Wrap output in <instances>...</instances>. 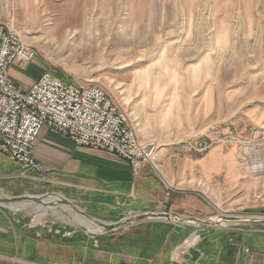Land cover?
Here are the masks:
<instances>
[{
  "label": "rangeland",
  "instance_id": "rangeland-1",
  "mask_svg": "<svg viewBox=\"0 0 264 264\" xmlns=\"http://www.w3.org/2000/svg\"><path fill=\"white\" fill-rule=\"evenodd\" d=\"M30 2L0 0V26L18 34L33 52L31 63L41 62L40 78L104 84L129 115L124 125L143 145L146 164L103 143L70 140L75 145L118 155L138 177L145 166L163 176L158 153L166 145L205 153L234 144L248 175H264V125L244 137L231 125L248 107L264 105V0H40L33 22L25 18ZM45 126L31 140L33 155ZM0 153L13 166L0 161V207L12 226H21L30 241L67 242L75 264H118L122 247L131 255L125 252L131 234H138L139 250L148 248L149 264H264V200L257 196L204 217L181 214L170 209L169 181L164 207L144 209L126 190L80 184L40 160L38 169L15 149ZM50 195L59 196L56 211L45 202ZM21 203L27 206L12 207ZM39 205L50 210L40 218ZM77 211L97 230L71 221Z\"/></svg>",
  "mask_w": 264,
  "mask_h": 264
},
{
  "label": "crops",
  "instance_id": "crops-1",
  "mask_svg": "<svg viewBox=\"0 0 264 264\" xmlns=\"http://www.w3.org/2000/svg\"><path fill=\"white\" fill-rule=\"evenodd\" d=\"M30 1L31 7L27 9L25 18L33 22L40 0ZM63 13L66 14L61 12L58 16H63ZM41 67L43 65L38 60L23 68L12 65L9 75L18 84L30 87L43 74ZM261 124L264 125V105L248 107L231 121L234 132L240 137L249 135L255 126ZM48 128H43L34 148L35 157L46 168L55 169L80 184L126 190L127 197L144 209L164 207L169 181L174 186L168 199L170 209L181 214L204 217L215 213L220 205L251 204V199L256 196L264 200V175L259 178L248 175L239 164L234 144L218 145L205 153L192 151L186 145H166L158 153L164 177L149 166H145L136 177L129 162L118 155L77 146ZM217 134L211 132L210 137ZM0 157V161L7 164L4 168H9L10 161L1 153ZM12 225L11 218L0 207V264H75L74 248L68 247L67 242L61 244L56 239L30 241L21 226L16 228ZM138 239V234L130 235L128 241L133 246L129 243L125 252H131V255L127 257L122 247L118 264L121 261L125 264H149L148 248L139 250ZM32 244L34 248L30 247ZM85 262L83 259L79 264H87Z\"/></svg>",
  "mask_w": 264,
  "mask_h": 264
},
{
  "label": "built area",
  "instance_id": "built-area-1",
  "mask_svg": "<svg viewBox=\"0 0 264 264\" xmlns=\"http://www.w3.org/2000/svg\"><path fill=\"white\" fill-rule=\"evenodd\" d=\"M12 28V27H11ZM0 26V148L4 151L15 149L16 156L24 162L30 161V165L40 168L32 155L31 140L35 138L40 129L48 125L56 130L66 128L73 129L76 135L71 138L79 144L103 143L109 148H117L127 156L135 160L145 161L144 148L137 140L134 133L126 128L124 121L126 113L119 110L111 101L112 106L106 101L103 88L95 83H87L74 87L62 84L60 80L45 73L30 89L23 90L8 79V69L14 62L25 63L32 58L33 52L26 49L24 43L18 38V34L10 32L6 34ZM16 33V32H15ZM28 91V92H27ZM44 95L40 103L35 106V115L44 116L43 120L35 125L27 120L29 109L25 108V101L31 94ZM42 92V93H41ZM30 93V94H29ZM55 103L51 105L52 101ZM10 101H12L10 103ZM49 109H45L44 107ZM22 112L16 114V112ZM25 118L21 117V114ZM110 114L109 120L106 116ZM117 115L113 120L111 116ZM36 118V116H32ZM90 126L88 124L89 120ZM15 121L17 125H15ZM97 123V124H95ZM100 124V127L98 126ZM97 126V127H96ZM129 127V126H128ZM13 137V139L8 138ZM119 137L120 140L117 138ZM22 139L25 144H21ZM117 141L119 147L112 142ZM15 146V147H14ZM155 149L152 144L150 154ZM23 151L22 153H19Z\"/></svg>",
  "mask_w": 264,
  "mask_h": 264
},
{
  "label": "bare ground",
  "instance_id": "bare-ground-1",
  "mask_svg": "<svg viewBox=\"0 0 264 264\" xmlns=\"http://www.w3.org/2000/svg\"><path fill=\"white\" fill-rule=\"evenodd\" d=\"M67 35V34H66ZM64 42L65 43H67L68 42V40H70V38L67 36V38L65 37L64 39ZM69 45H68V49H72L73 47L71 46V42L70 43H68ZM64 45V44H63ZM34 59L33 58H31V59H29L28 61H26L25 63L26 64H30L32 61H33ZM25 63H22V62H14V63H12L11 65H10V67L12 66V65H17V66H19V67H25ZM8 76V79L14 84V86H19L20 84H18L16 81H14V79H12L11 77H10V75L8 74L7 75ZM40 78V77H39ZM39 78L36 80L37 82H38V80H39ZM58 79V78H57ZM58 80H60V79H58ZM61 81V83L62 84H66L67 82H65V81H63V80H60ZM87 83H92L91 81H85L84 80V82H82V83H80V84H71L72 86H74V87H77V86H80V85H83V84H87ZM64 84V85H65ZM22 85V84H21ZM97 85H99V86H101L102 88H103V90H101V91H103L106 95H105V98H106V101L112 106V104H111V101L116 105H118V109L119 110H121V111H123L124 109L121 107V105L114 99V97L111 95V92L108 90V88L104 85V84H98L97 83ZM31 87L32 86H30V87H27V89H28V91H30V89H31ZM27 91V92H28ZM36 92V95H33V94H31L30 96H29V98H27L25 101H23V105H24V107L25 108H27V109H29V112H28V114H30V115H32V116H36V118H33L32 116H28V119L27 120H29L31 123H32V125H35L36 123H39V122H41L42 120H43V118H44V116H37V115H35V112H36V110L34 109L35 108V106L37 105V104H39L40 103V100L44 97V95H39V92L38 91H35ZM42 93V92H41ZM30 94V93H29ZM52 101V100H51ZM12 101H10V103H11ZM55 102L54 101H52V103H51V105L52 104H54ZM116 105V106H117ZM0 108H1V106H0ZM45 109H49L48 107H44V110ZM20 113H22V112H20V111H18V112H16V114H20ZM127 113V112H126ZM127 116L129 117V115L127 114ZM21 117H23V118H25V115H24V113L23 114H21ZM112 117V119L113 120H116V119H118V116L117 115H113V116H111ZM106 118H107V120H109V118H110V114L109 115H107L106 116ZM90 122H92V119L91 120H89V122H88V124H89V126H90ZM95 124H97V123H95ZM100 124L101 123H98V126L100 127ZM15 125H17V123H16V121H15ZM46 126H48V125H46ZM48 127H50V126H48ZM97 127V126H96ZM126 128H129V130L131 131V132H135L133 129H132V127L130 126V127H126ZM58 130V133H60V134H62L63 136H65V137H67L68 139H70V140H72L73 141V139L71 138L73 135H76V132L73 130V129H66V128H62V129H59V128H57ZM119 140H120V138L119 137H117ZM114 145H116V146H118L119 147V144H118V142L117 141H114V142H112ZM33 149H31V151H32ZM33 153V152H32ZM33 155V154H32ZM33 158H34V160L36 161V162H38L39 163V160L33 155ZM141 161H142V163H144V164H146V162L141 158ZM40 164V163H39ZM61 197V196H60ZM59 200V196L58 195H50V196H48L47 198H45V202H47V203H51V204H53V205H51V209H52V211H56V207H55V204L57 203V202H59L58 201ZM27 206V203H21V204H13L12 205V207H14V208H25ZM42 205H39V207H37L39 210H38V214H37V217L38 218H40V217H42V216H44L46 213H49V209H46V210H44L43 212H42ZM73 208H74V206H72ZM75 209V208H74ZM76 210V209H75ZM70 211H72L71 209H70ZM77 212H79V211H77ZM80 214H74L73 215V217H72V220L71 221H73V222H79V225L81 226V227H85L86 229H89L90 231H93V230H97L95 227H94V220L93 219H88V218H86V217H84L85 215L84 214H82L81 212H79ZM84 215V216H82V215ZM94 222V223H93ZM99 223V222H98ZM98 223H96V224H98ZM101 223V222H100ZM219 223V222H218ZM99 226H100V224H98ZM96 226V225H95ZM97 228H98V226H96ZM102 227V226H101ZM84 228V229H85ZM91 233H96V232H91Z\"/></svg>",
  "mask_w": 264,
  "mask_h": 264
},
{
  "label": "water",
  "instance_id": "water-1",
  "mask_svg": "<svg viewBox=\"0 0 264 264\" xmlns=\"http://www.w3.org/2000/svg\"><path fill=\"white\" fill-rule=\"evenodd\" d=\"M66 203H68V200H64ZM154 215H163V214H154ZM168 216V214H166ZM145 217V216H144ZM107 229L113 228V225H105Z\"/></svg>",
  "mask_w": 264,
  "mask_h": 264
}]
</instances>
